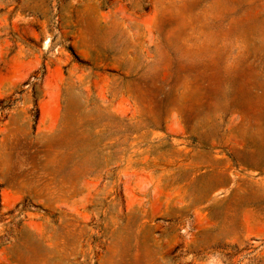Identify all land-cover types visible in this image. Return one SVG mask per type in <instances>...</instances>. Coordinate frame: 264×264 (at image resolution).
Here are the masks:
<instances>
[{
  "label": "rangeland",
  "instance_id": "1",
  "mask_svg": "<svg viewBox=\"0 0 264 264\" xmlns=\"http://www.w3.org/2000/svg\"><path fill=\"white\" fill-rule=\"evenodd\" d=\"M0 264H264V0H0Z\"/></svg>",
  "mask_w": 264,
  "mask_h": 264
}]
</instances>
